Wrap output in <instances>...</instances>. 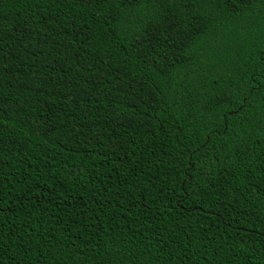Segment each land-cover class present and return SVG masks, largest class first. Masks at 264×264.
Listing matches in <instances>:
<instances>
[{"label": "trees", "instance_id": "16d2710c", "mask_svg": "<svg viewBox=\"0 0 264 264\" xmlns=\"http://www.w3.org/2000/svg\"><path fill=\"white\" fill-rule=\"evenodd\" d=\"M0 264H264V0H0Z\"/></svg>", "mask_w": 264, "mask_h": 264}]
</instances>
